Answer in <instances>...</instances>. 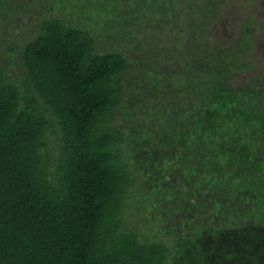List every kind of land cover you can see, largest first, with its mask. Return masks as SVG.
Returning <instances> with one entry per match:
<instances>
[{"label": "trees", "instance_id": "16d2710c", "mask_svg": "<svg viewBox=\"0 0 264 264\" xmlns=\"http://www.w3.org/2000/svg\"><path fill=\"white\" fill-rule=\"evenodd\" d=\"M31 1L0 0V264H264L251 22L219 47L227 0Z\"/></svg>", "mask_w": 264, "mask_h": 264}, {"label": "rangeland", "instance_id": "374dc122", "mask_svg": "<svg viewBox=\"0 0 264 264\" xmlns=\"http://www.w3.org/2000/svg\"><path fill=\"white\" fill-rule=\"evenodd\" d=\"M26 7L30 10L38 9V7L25 0ZM222 14L215 21L211 37L219 47H229L240 39L245 23L251 22L250 40L251 45L241 60V71H237L233 77L235 84H245L250 82L255 77L264 76V0H227V3L222 6ZM38 11H41L40 9ZM36 18L39 16L32 14L30 20L21 19L22 26L18 30L9 28L8 31L12 34H29V30L35 26ZM28 25L26 28L24 25ZM2 42L0 40V48ZM1 60V57H0Z\"/></svg>", "mask_w": 264, "mask_h": 264}]
</instances>
